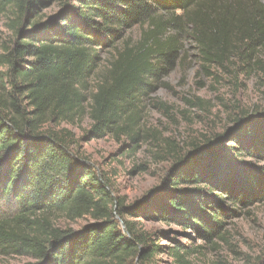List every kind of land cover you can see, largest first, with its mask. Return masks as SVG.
<instances>
[{
    "label": "trees",
    "instance_id": "obj_1",
    "mask_svg": "<svg viewBox=\"0 0 264 264\" xmlns=\"http://www.w3.org/2000/svg\"><path fill=\"white\" fill-rule=\"evenodd\" d=\"M51 1L0 0L10 33L0 53V253L26 264H151L159 254L191 264L178 246H160L158 233L125 219L108 178L60 126L88 120L83 140L124 139L122 154L135 155L141 97L178 61L184 40L203 68L254 72L264 82V0H65L41 15ZM135 27L139 40L118 48ZM256 111L235 118L234 131L188 167L177 156L145 215L210 242L229 206L264 200V113ZM84 218L92 224L79 231L58 224Z\"/></svg>",
    "mask_w": 264,
    "mask_h": 264
},
{
    "label": "rangeland",
    "instance_id": "obj_2",
    "mask_svg": "<svg viewBox=\"0 0 264 264\" xmlns=\"http://www.w3.org/2000/svg\"><path fill=\"white\" fill-rule=\"evenodd\" d=\"M64 2L52 0L41 15H54ZM6 22L5 18H0V53L1 46L10 43ZM139 37L140 28L135 27L127 31L125 39L117 46L126 42L135 44ZM183 44L184 51L178 61L141 97L142 139L135 155L125 157L122 154L124 139L120 142L111 137L83 140L90 125L88 120L75 125L61 124L60 128H67L74 134L79 140V150L93 169L108 178L113 187L112 197H119L123 202L125 219L138 230L151 235L158 233L154 238L160 246H178L191 264H258L264 259V200L236 209L228 207L222 197L220 208L228 207L231 212L222 219L225 225L221 235L210 242L192 229L159 222L145 215L152 212L148 203L153 199L152 191L166 178L177 156L187 157L182 168L188 167L192 158L208 146H218L216 141L225 130L234 131L235 118L256 110L264 113V82L257 73L235 72L229 67L203 68L195 45L185 40ZM112 54L113 50L104 53L100 73L106 72ZM194 143L200 145H197L199 152L194 151L197 146L191 147ZM58 224L79 231L92 221L84 218L68 224L61 220ZM30 262L28 258L0 253V264ZM151 264L175 263L168 255L159 254Z\"/></svg>",
    "mask_w": 264,
    "mask_h": 264
},
{
    "label": "water",
    "instance_id": "obj_3",
    "mask_svg": "<svg viewBox=\"0 0 264 264\" xmlns=\"http://www.w3.org/2000/svg\"><path fill=\"white\" fill-rule=\"evenodd\" d=\"M121 226H122V228H124L123 225H121Z\"/></svg>",
    "mask_w": 264,
    "mask_h": 264
}]
</instances>
